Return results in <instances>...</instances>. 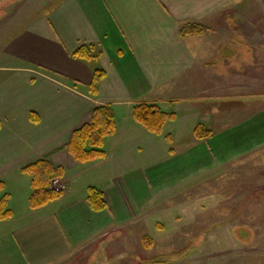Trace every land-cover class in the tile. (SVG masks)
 I'll list each match as a JSON object with an SVG mask.
<instances>
[{
	"label": "crops",
	"instance_id": "obj_1",
	"mask_svg": "<svg viewBox=\"0 0 264 264\" xmlns=\"http://www.w3.org/2000/svg\"><path fill=\"white\" fill-rule=\"evenodd\" d=\"M243 1L54 0L27 9L30 16L18 23L12 16L0 29V68L13 69L0 84V179L46 158L64 169V190L40 208L25 201L24 210L11 209V218L0 222V264H61L86 247L118 250L148 227L151 208L166 194L177 195L264 147V97L241 100L251 88V42L224 24ZM187 22L207 30L181 38L179 27ZM89 44L96 57L71 56ZM95 69L104 76L92 96L88 85ZM234 75L247 78L234 85ZM234 91L240 96L228 98ZM138 102L173 111L175 119L166 125L189 121L185 145L172 147L169 132L172 143L165 141L166 152L154 157L155 138L163 142L166 125L155 135L134 122L131 107ZM98 105L113 108L116 130L105 141L103 159L76 163L62 147ZM219 111L237 115L210 129L209 137L195 138L193 128L215 123ZM135 149L147 159H132ZM89 186L102 191L106 209H90Z\"/></svg>",
	"mask_w": 264,
	"mask_h": 264
},
{
	"label": "rangeland",
	"instance_id": "obj_2",
	"mask_svg": "<svg viewBox=\"0 0 264 264\" xmlns=\"http://www.w3.org/2000/svg\"><path fill=\"white\" fill-rule=\"evenodd\" d=\"M53 1L0 0V29L9 25L14 18L12 16L17 15L14 22L18 23L31 14L27 9L36 10L41 4ZM248 5L249 9H246ZM227 15V23L224 24L228 25L232 34L246 36L251 42V77H248L251 88L242 91L248 99H241L250 103L255 95L264 97V0H244L239 8ZM2 55L0 49V61ZM12 71L0 68V84L13 75ZM219 79L222 80L221 77ZM243 79L234 75L229 82L237 85ZM238 92L227 96H240ZM236 115L219 111L216 122L205 123V127L215 128ZM188 124L189 121L184 119L178 125L165 126V134L171 132L175 136L172 147L185 145V136L191 137L187 131ZM159 137L155 138L158 143L156 158H160L167 149L165 140L162 138L163 142H160ZM144 146L147 147L142 142L139 147L144 149ZM134 152L132 159H147L144 151L135 149ZM68 175L73 178V172ZM0 180L5 182L6 192L9 193L8 207L16 212L24 210V203H27L30 194L28 175L17 171ZM77 180L74 178L71 185L76 186ZM83 180L81 175L80 181ZM181 190L177 195L178 190L166 194L153 205L148 227L135 233L126 246L104 252L98 248L87 251L86 247L61 264H264V147L220 167L208 179ZM158 223L165 227V231L158 229ZM144 235L154 241L149 249L143 247Z\"/></svg>",
	"mask_w": 264,
	"mask_h": 264
},
{
	"label": "trees",
	"instance_id": "obj_3",
	"mask_svg": "<svg viewBox=\"0 0 264 264\" xmlns=\"http://www.w3.org/2000/svg\"><path fill=\"white\" fill-rule=\"evenodd\" d=\"M207 30L206 27L187 22L179 27V36L200 35ZM92 44L79 46L71 56L76 59L90 60L97 56ZM104 76L101 69L93 71L92 80L88 85V92L92 96L97 95L99 80ZM131 118L148 132L160 135L164 126L175 119V113L162 108L158 102H138L131 107ZM30 119L36 122L38 118L30 112ZM116 130V115L109 105H98L94 108L88 122L82 124L72 131L68 141L63 145L72 159L79 164L89 163L103 159L106 156L105 141L112 136ZM212 131L203 124H197L193 128V136L197 139L207 138ZM167 143H172L171 133L164 135ZM172 153V149H169ZM20 173L28 175L30 194L27 205L30 209L40 208L49 202L59 198L61 192H55L50 188V181L54 178H61L64 174L62 167L53 166L48 159L40 158L20 168ZM9 193L6 192V185L0 180V222L11 218L12 210L8 207ZM86 202L91 210L102 211L106 209V202L101 190L89 186L86 190ZM143 247L149 249L153 241L149 236L142 237Z\"/></svg>",
	"mask_w": 264,
	"mask_h": 264
},
{
	"label": "built area",
	"instance_id": "obj_4",
	"mask_svg": "<svg viewBox=\"0 0 264 264\" xmlns=\"http://www.w3.org/2000/svg\"><path fill=\"white\" fill-rule=\"evenodd\" d=\"M50 188L55 192H62L64 190V183L61 178H54L50 182Z\"/></svg>",
	"mask_w": 264,
	"mask_h": 264
}]
</instances>
